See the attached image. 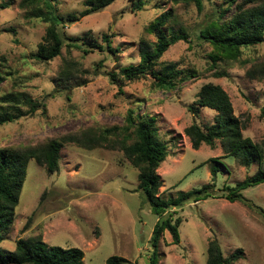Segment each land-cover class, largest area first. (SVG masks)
<instances>
[{
	"label": "rangeland",
	"instance_id": "rangeland-1",
	"mask_svg": "<svg viewBox=\"0 0 264 264\" xmlns=\"http://www.w3.org/2000/svg\"><path fill=\"white\" fill-rule=\"evenodd\" d=\"M6 1L12 5L0 9V72L5 77L0 96L25 92L45 105L34 114L0 126V148H26L69 133L89 129L100 133L123 126L130 99L145 98L170 153L158 169L163 180L159 190L162 198L212 183L211 165L219 167L214 182L217 197L177 209V216L182 218L181 239L174 243L168 231L163 234L159 264H207L206 249L212 239L219 241L225 256L243 250L242 257L231 264H264V214L244 202L220 197L227 186L254 175L261 165L254 162L241 166L237 158L225 155L221 141L215 147L194 149L185 134L194 120L202 125L214 121L216 110L202 107L198 116L188 111L201 86L213 82L227 91L235 114L247 122L244 136L262 146L264 79H251L246 72L264 63V42L243 48L236 61H217L219 69L214 70V47L197 36L213 10L211 1H205L203 10H199L194 3L142 0V9L136 10L139 0H117L106 9L66 24L62 30L73 40L67 41L60 56L42 62L32 55L46 33L47 23L28 18L19 5L22 0H0ZM85 1L54 0L64 16L79 15ZM166 11L174 17L164 28L165 34L170 36L183 28L190 36L189 41L171 45L163 60L176 62L178 69L193 71V75L169 90H157L151 76L135 81H120L117 76L113 80L111 74L122 66L140 62L142 40L156 42V36L146 28ZM105 34L111 39L110 47H106ZM80 38L106 48L86 53L73 45ZM63 67L70 69L73 77L62 76ZM215 72H225L226 76ZM60 154L59 169L53 173L34 161L29 163L4 248L14 250L19 238L40 235L51 246L81 248L83 264H106L112 255L131 264H150V240L158 216L138 187V170L123 151L66 143ZM242 193L250 204L264 209V183Z\"/></svg>",
	"mask_w": 264,
	"mask_h": 264
},
{
	"label": "trees",
	"instance_id": "trees-1",
	"mask_svg": "<svg viewBox=\"0 0 264 264\" xmlns=\"http://www.w3.org/2000/svg\"><path fill=\"white\" fill-rule=\"evenodd\" d=\"M116 1L86 0L85 9L79 15L64 16L59 13L54 0H22L19 5L27 12L28 18H37L47 23L46 33L32 56L42 62L54 60L61 55L67 41L73 40L67 38L62 30L66 24L106 9ZM205 1L212 2L213 10L208 15L207 23L198 30L197 36L214 47L211 56L214 60V70L219 69L216 68L217 61H236L240 59L243 48L264 42V0H172L174 4L194 3L199 10H203ZM11 5V1L0 2V9L9 8ZM143 5L142 0L137 1L136 10L142 9ZM173 17L172 12L166 11L146 28L147 32L156 36V42L142 40L140 62L122 66L119 72L111 74L113 80H116L117 76L120 77V81H135L151 76L155 80L157 90H169L178 88L181 81L193 75V71L178 69L176 62L163 60L171 45L180 40H188L190 36L183 28L178 33L172 32L170 36L165 34L164 28ZM103 39L106 47H110L109 35L105 34ZM74 43L75 47L83 49L86 53L91 49L106 48L82 38L76 39ZM61 72L67 79L72 76L68 68L63 67ZM215 74L226 76L225 72ZM246 74L251 79H264V63L254 65ZM4 79L0 72V88ZM129 103L123 126L105 129L100 133H93L92 129L82 133H69L61 139H51L42 145L26 148H0V264H83L85 255L81 248L51 246L40 235L27 239L19 238L14 250H7L3 246L14 224L29 163L34 161L43 165L50 173L57 171L60 152L66 143H74L89 149L96 147L119 149L138 170V187L153 213L158 216L150 240L152 247L150 264H159V244L166 231L171 234L174 243L180 242L182 218L177 216V209L187 203L215 196L214 182L219 167L211 165L212 183L181 191L173 198H162L159 190L163 180L158 169L170 154L167 142L161 136L157 117L147 109L146 99H130ZM44 105V102L32 99L25 92H5L0 96V126L34 114ZM202 107L216 110L217 114L212 123L202 125L194 120L185 129V134L194 149H199L203 145L215 147L217 141H221L225 155L237 158L241 166L248 167L254 162L261 165L254 175L246 177L235 186H227L225 193L220 197L231 202H244L250 208L264 214L263 208L250 204L242 193L247 188L264 183V142L261 146L251 137L244 136L243 130L247 122L235 114L231 98L221 85L213 82L204 83L196 95L195 102L188 106V111L198 116ZM138 109L142 110L141 114L137 113ZM261 115L264 118V107L261 109ZM212 161L220 162L216 158H212ZM206 252L207 264H231L238 261L243 254L240 248L230 256H225L217 239H212L208 243ZM106 264L131 263L121 256L112 255L107 258Z\"/></svg>",
	"mask_w": 264,
	"mask_h": 264
}]
</instances>
